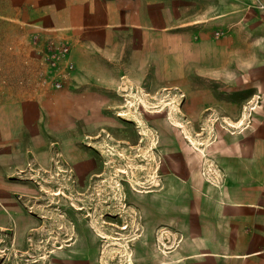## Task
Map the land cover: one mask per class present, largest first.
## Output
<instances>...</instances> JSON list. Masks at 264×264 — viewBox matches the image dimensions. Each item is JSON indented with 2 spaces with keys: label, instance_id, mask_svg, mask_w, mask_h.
<instances>
[{
  "label": "crops",
  "instance_id": "crops-1",
  "mask_svg": "<svg viewBox=\"0 0 264 264\" xmlns=\"http://www.w3.org/2000/svg\"><path fill=\"white\" fill-rule=\"evenodd\" d=\"M0 2L5 4L0 17L20 22L41 43L68 42L74 69L67 70L60 61L57 75L68 84L57 90L61 98L82 100L89 109L98 94L93 86L110 80L119 58L129 60L133 69L119 73L127 78L124 82H137L132 73L155 74L158 61L165 75H179L180 82L195 74L228 89L264 76L259 58L264 51V0H211L194 13L188 0ZM40 47V52L47 50ZM224 104L219 113L229 116L227 124L218 127L219 141L211 144L215 153L197 158L201 168L189 170L182 160L180 171L170 170L165 177L163 192L139 195V207L147 215L141 226L147 231L138 242L147 244V250L139 246L133 264H264V119L249 128L245 111L232 102ZM47 113L46 131L64 127L54 111ZM236 114L238 119L230 117ZM153 123L148 120L149 127ZM44 128V108L38 102L0 103V232L11 231L17 248L44 223L30 198L37 192L35 183L27 179L39 175V169L33 174L27 165L30 154H38L44 145ZM31 160L37 162V157ZM159 243L167 248L161 250ZM49 257V264H101L91 250L68 249Z\"/></svg>",
  "mask_w": 264,
  "mask_h": 264
},
{
  "label": "rangeland",
  "instance_id": "rangeland-1",
  "mask_svg": "<svg viewBox=\"0 0 264 264\" xmlns=\"http://www.w3.org/2000/svg\"><path fill=\"white\" fill-rule=\"evenodd\" d=\"M188 1L193 13L211 5V0ZM4 7L0 2V13ZM40 46L70 45L63 39L43 44L20 22L0 17V103L38 102L45 131L49 109L64 124L57 132H45L42 149L30 154L27 165L33 174L40 170L27 179L35 183L37 192L30 198L44 223L20 248L11 231L0 232V264H49L51 253L68 249L91 250L101 264H133V252L139 246L147 250V244L138 242L147 231L141 226L147 215L139 207V195L163 192L165 177L170 170L178 173L182 160L196 170L203 165L198 157L215 153L211 144L219 141L218 127L229 117L219 113L224 102L245 111L248 127L254 129L264 119V76L228 89L195 74L180 82L179 75H165L158 61L155 74L132 73L137 82H124L121 71L133 69L129 60L119 58L110 80L93 86L98 94L89 98V109L82 100L61 98L55 84L68 80L58 77L49 50L40 52ZM256 54L252 52L253 61ZM259 58L264 62V51ZM83 85L78 84L80 92ZM227 94L229 99L222 97ZM149 119L154 122L150 127ZM83 163L88 167L79 169ZM157 247L165 250L167 245Z\"/></svg>",
  "mask_w": 264,
  "mask_h": 264
},
{
  "label": "built area",
  "instance_id": "built-area-1",
  "mask_svg": "<svg viewBox=\"0 0 264 264\" xmlns=\"http://www.w3.org/2000/svg\"><path fill=\"white\" fill-rule=\"evenodd\" d=\"M47 50H49V60L51 61V67L57 68L59 67L60 61L64 60L66 62V69L73 70L74 64L68 60L69 50L67 46H48ZM63 82L60 80L56 82L55 87L56 89L62 88Z\"/></svg>",
  "mask_w": 264,
  "mask_h": 264
},
{
  "label": "bare ground",
  "instance_id": "bare-ground-1",
  "mask_svg": "<svg viewBox=\"0 0 264 264\" xmlns=\"http://www.w3.org/2000/svg\"><path fill=\"white\" fill-rule=\"evenodd\" d=\"M246 132H248V131H246ZM259 134H260V132H259ZM256 137V136H255ZM260 138V137H259ZM248 139V138H247ZM245 156V155H244Z\"/></svg>",
  "mask_w": 264,
  "mask_h": 264
}]
</instances>
